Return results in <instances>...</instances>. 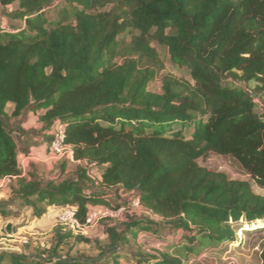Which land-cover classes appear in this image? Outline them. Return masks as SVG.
Masks as SVG:
<instances>
[{
  "label": "trees",
  "instance_id": "obj_1",
  "mask_svg": "<svg viewBox=\"0 0 264 264\" xmlns=\"http://www.w3.org/2000/svg\"><path fill=\"white\" fill-rule=\"evenodd\" d=\"M5 17L19 24L0 25V180L10 178L0 216L12 206L36 217L71 207L85 222L91 205L117 209L136 199L132 209L145 215L102 218L114 222L104 262L58 254L70 238L89 241L58 222L48 254L0 252V264H122L142 232L184 231L185 248L199 251L235 242L240 220L264 218V195L250 181L198 163L209 152L231 156L264 188V0H0ZM153 41L194 83L167 75L161 92L149 90L164 67ZM35 112L47 145L63 126L81 164L74 176L23 172L14 132L23 135ZM68 161L56 162L61 174ZM112 193L126 195L113 204ZM136 264L183 262L140 254Z\"/></svg>",
  "mask_w": 264,
  "mask_h": 264
},
{
  "label": "rangeland",
  "instance_id": "obj_2",
  "mask_svg": "<svg viewBox=\"0 0 264 264\" xmlns=\"http://www.w3.org/2000/svg\"><path fill=\"white\" fill-rule=\"evenodd\" d=\"M49 17L56 16V10L49 11ZM9 26L12 21L8 18H2L0 25ZM131 40V35L126 36ZM160 54L164 64L163 69L156 78L149 83V90L161 92L164 78L167 75L175 76L179 79L194 83L190 71L185 66L174 64L166 46L156 41L152 42ZM245 85V84H244ZM256 83L251 82L246 85L253 90ZM259 105L257 110L264 112V98H257ZM8 112L12 111V106H8ZM18 119H12L11 125H17ZM25 133L21 135L14 132L18 141L19 161L23 172L29 168L44 173L46 178L65 176H74L81 165L79 162L69 160L64 174H61L56 162L58 158L52 152L50 145L40 140V120L39 112L31 115L30 119L21 126ZM198 163L214 171L225 173L231 179H240L250 181L256 193L264 195V188L259 187L254 180L245 172L240 163L231 156L220 155L215 152H209L198 159ZM100 168L94 167L90 174L95 179L100 177ZM10 179L0 180V201L7 200L9 197L8 184ZM125 193H112L108 200L116 204L119 200L125 198ZM101 206H90L89 212H95ZM129 215L143 217L144 210L130 208ZM10 217L4 219L0 217V252H15L22 254H48L49 247L55 244L56 235L54 227L58 224L59 207L50 206L47 212L41 217H36L31 207L12 206L10 208ZM125 217V215H124ZM114 222L110 219H94L86 229L85 236L89 241L78 242L75 238H70L65 244H62L57 253L65 257H82L99 262H104V250L112 251L111 240L107 233V227L113 226ZM237 231V240L232 243H223L220 245H211L201 248L199 251H188L185 246L189 243L182 239L184 231L163 232V236L156 238L149 232H142L138 238L133 239L124 248V254L119 258L122 264H136L137 257L140 254L145 256L155 255L162 257L168 255L180 259L183 264H264L262 252L264 249V218L254 222L240 220L234 224ZM23 238L27 239L24 243ZM108 264V262H107Z\"/></svg>",
  "mask_w": 264,
  "mask_h": 264
},
{
  "label": "built area",
  "instance_id": "obj_3",
  "mask_svg": "<svg viewBox=\"0 0 264 264\" xmlns=\"http://www.w3.org/2000/svg\"><path fill=\"white\" fill-rule=\"evenodd\" d=\"M52 152L58 159L66 158L68 160L74 161L73 151L68 147L65 142V133L63 126L58 128V131L50 144ZM9 177H5L7 179ZM10 179V178H9ZM140 206V201L138 199L134 200L132 204L121 206L117 209H111L105 206L99 207L95 212H89L85 222H81L75 213V210L71 207H63L59 209L58 220L59 222L65 223L76 232L81 234H86V229L90 226V223L94 219L98 220L105 217H120L123 212L129 210L130 208H135ZM24 243L27 242L26 238L22 240Z\"/></svg>",
  "mask_w": 264,
  "mask_h": 264
},
{
  "label": "crops",
  "instance_id": "obj_4",
  "mask_svg": "<svg viewBox=\"0 0 264 264\" xmlns=\"http://www.w3.org/2000/svg\"><path fill=\"white\" fill-rule=\"evenodd\" d=\"M10 105H11L12 108H13V105H12V104H9L8 106H10ZM32 114H33V113L30 114L29 119H30V117H31ZM29 119H28V120H29ZM28 120H27V121H28ZM27 121H26V122H27ZM40 128H41V122H40ZM0 217H1V216H0Z\"/></svg>",
  "mask_w": 264,
  "mask_h": 264
}]
</instances>
